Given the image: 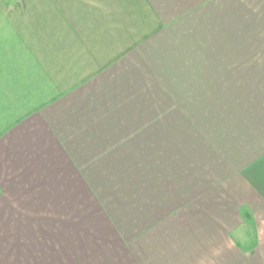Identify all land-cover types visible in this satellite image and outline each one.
Returning <instances> with one entry per match:
<instances>
[{
	"label": "crops",
	"instance_id": "crops-1",
	"mask_svg": "<svg viewBox=\"0 0 264 264\" xmlns=\"http://www.w3.org/2000/svg\"><path fill=\"white\" fill-rule=\"evenodd\" d=\"M0 264H264V0H0Z\"/></svg>",
	"mask_w": 264,
	"mask_h": 264
}]
</instances>
